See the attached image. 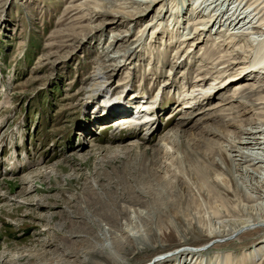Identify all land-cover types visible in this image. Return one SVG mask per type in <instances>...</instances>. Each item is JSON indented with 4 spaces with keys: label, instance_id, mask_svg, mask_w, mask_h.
I'll return each mask as SVG.
<instances>
[{
    "label": "rangeland",
    "instance_id": "rangeland-1",
    "mask_svg": "<svg viewBox=\"0 0 264 264\" xmlns=\"http://www.w3.org/2000/svg\"><path fill=\"white\" fill-rule=\"evenodd\" d=\"M263 1L252 31L264 32ZM194 2L0 0V264H157L158 253L184 240L195 250L208 244L193 264H238L237 254L264 242L262 225L213 246L264 221L259 173L236 177L242 189L217 202L201 184L231 185L224 153L237 155L238 139L247 146L246 129L264 130V62L253 61L254 38L219 28L225 17L192 39L191 18L225 8L192 13ZM101 51L113 68L127 66L98 94L121 81L122 92L152 96L160 108L143 112L151 121L119 129L95 121L83 86ZM254 81L251 92L243 88ZM100 96L94 103H104Z\"/></svg>",
    "mask_w": 264,
    "mask_h": 264
},
{
    "label": "bare ground",
    "instance_id": "bare-ground-1",
    "mask_svg": "<svg viewBox=\"0 0 264 264\" xmlns=\"http://www.w3.org/2000/svg\"><path fill=\"white\" fill-rule=\"evenodd\" d=\"M140 1H141V3H144L147 1V3H151V4L155 5L156 3L160 2L161 0H146V1L140 0ZM194 1H195L194 5H193L194 7H191L192 13L197 11V9L199 11L202 10L203 12H206L208 9H212V11H214L215 10L214 7L216 8V7H224L225 6V8L223 9V11L221 10L220 12L219 11L214 12V13L209 12L206 15L201 14L200 18L196 21H195L194 17L191 18V20H193V22L192 21L190 22L191 24H193V25L198 24V26H195V28L192 30V33H193L192 39L195 38L199 34V31L202 30L200 35L204 34L205 29L207 31L210 28L211 24L214 23V21L218 20L220 22V19H223V17H225L223 19L224 22H222L219 25V26H221L219 28H222L223 26H225V28H223L224 32L229 33V34H227V35H229V37H231L232 34L237 33L238 35L239 34L240 35L247 34V35H249L250 39L254 38V41H256V43L254 44L255 47L253 48V51L251 53L253 56V61L255 64L260 63V62H264V32H262V31L259 32V31H255V30L252 31V29H255L257 27L255 25V23H253L252 18L260 13V11H257L259 5L261 4L260 0H253V3H251V4L248 3V0H235V1H233V3H231V0H194ZM127 3H129V2H127ZM127 3H125V4H127ZM211 3H213V5H211ZM254 3H256V4L253 6ZM81 4H83V2H81ZM263 5H264V3H263ZM82 6H84V5H82ZM102 6L107 7V3L102 2ZM164 6H165V4H163L161 11H162ZM183 6H184V4L179 6L177 10L179 11L180 9H183L184 8ZM148 7L149 6H147V8ZM78 8L81 9V7H78ZM73 9H77V8H73ZM171 9H173V8H171ZM249 9H253V12H254L253 16L251 18H250V14L248 12ZM115 16H118V15L115 14ZM261 17H263V16H260V18ZM128 18H129V16H124V15L121 16L122 21H125ZM262 19L264 20V18H262ZM114 20H115V17L111 21H114ZM199 24L203 27H201ZM158 25H157V27H158ZM155 26H156V24H155ZM262 27H264V23H263ZM262 27H261V29H262ZM249 29H250V31H248ZM230 31H234V32H230ZM154 32H155V29H153L152 33H154ZM253 34H257L259 39L257 40V38L252 36ZM119 36L120 35L118 34L114 38L116 43L118 42L117 37H119ZM190 37L191 36L186 37L185 40L190 38ZM138 39H141V38H138ZM250 39H248V40H250ZM118 45L121 46L120 43ZM101 53H102V51L98 54L96 52L97 55L95 54V62H94L95 68L93 69L94 71H92V73L89 75V77H88L89 81L86 83L85 86H83V88L87 92V95H89V94L91 95L89 102L92 104L93 112L91 114L93 116H95V121H97L99 119H101V122L105 121V122L99 124L100 127H106L108 124H110V122L111 123L114 122L116 124L114 129H119V128H122V126L130 125L129 123L131 122V120L133 122H136L135 119H137V118H139L138 120H140V121L143 120L144 119V116H143L144 113H149L151 115V113L154 112V110H155L154 108H157V109L160 108L158 106L157 107L155 106L159 102L157 103L155 100H152V98H153L152 96L147 97V96H144L143 94H142L143 95L142 96L140 94H136L137 92L134 94L133 91H130V90H126V91L122 92L123 91V89H122L123 82H121V81H119L120 84H118L116 86L115 91L109 93L110 95L107 92H105L107 94L104 93L105 95L103 94L102 96H100V94H98V93L103 90V87H108L111 85L110 78H111L114 70H121L123 67L127 66L125 64L126 62H124L123 64L117 63V65H115L116 66V69H115V68H113V65H111V64L115 63V60L110 59L106 53L103 55ZM232 63H234V62H232ZM258 69H257V71H258ZM259 71H261V70L259 69ZM262 71H263V69H262ZM127 73H128V71H127ZM260 73H262V72H260ZM260 73L257 72L255 75H259ZM126 76H128L127 79L129 82L130 81L129 74H127ZM244 76H247V75H244ZM258 77H261V76H258ZM238 78L234 76L231 78L230 81L231 82L237 81ZM255 81L252 83L251 82L247 83V85H244L243 88L250 90L248 92H251V90H253L252 88H254L256 85ZM165 83H167V82H165ZM143 84H145L144 81H143ZM259 84H261V83H259ZM263 86L264 85H261L259 90L262 91V89H264ZM203 92H205V90ZM150 93H152V92H150ZM96 95H98V96H96ZM185 95H186V93H185ZM93 96H96L95 99L100 96L101 100L103 98L104 103L102 105H100L99 103H94L95 99H93ZM136 99H138V101H136L137 102L136 104H138L137 106H135V104H133V101L131 102V100H136ZM148 100H150V101H148ZM101 103H102V101H101ZM185 103H186V101H185ZM150 104H152L154 106H152ZM259 104H264V102H260ZM134 106L136 107V110H133V108H135ZM183 107H189V106L184 104ZM151 108H152V110H151ZM128 111L131 112L130 113L131 118L128 117V115H127ZM148 111H152V112H148ZM134 115H137V117L133 118ZM112 117H116V118L112 119ZM105 119H111V120L108 121ZM151 120L147 121V119H145L143 121L149 122ZM258 121L260 124H264V119H261ZM145 122H143L142 125H144ZM148 124H151V123H146V127L148 128V130H150L152 125L148 126ZM255 128H258V129L254 130L252 128H249V129H246V131L244 132V134H246V137H244L245 139L241 143L246 144L247 146L240 147L239 144L237 143L239 141V139L236 141V145L234 147L238 150L237 155L227 154V156H226L225 155L226 153H224V156L226 157L227 162H229V165H230L229 167L231 168L232 173H233L232 176H229V179H228L231 181V185L222 186V185L218 184L220 182H217V181L206 183L205 180L203 183H201L202 186H204V187L206 186L204 191H206V197L208 198V201L217 202L218 200L221 201L224 197L227 198V197H231L233 195H237L238 192L242 188H240V186L237 184L238 182H236V177H240V179L241 178L247 179L249 177V178H251V181H252L254 179L252 176L253 175L256 176L259 173L260 177L258 180V186L256 187V190L254 192L257 193L258 202L264 203V130H262V128L260 126H256ZM229 136H230V134H229ZM233 140H234V138L229 140L227 145L232 143ZM227 145H224V146H227ZM241 148L247 149L250 152H248L246 155H244V152ZM223 150H225V148ZM245 162H249V163H245ZM222 164L225 165V162L222 161ZM251 165L254 167L251 168ZM211 166H213L215 169L219 168V166L222 167V165L219 163L213 164ZM216 170H218V169H216ZM207 172L210 173L209 171H207ZM236 172H240V174H236ZM224 182H227V180ZM207 184H210V185L207 186ZM262 209L264 210V207ZM235 210L240 211V209H235ZM214 215H216V214H214ZM254 224H256V225L255 226H252L253 224L247 225L246 227H242L239 230V232H236V233L234 232V233L227 235L228 238L227 237L217 238V240L214 241V244L212 243L213 246L218 247V246H220L219 244L221 242L229 241L231 239L230 237H233L235 235H237V237H241L240 235H243L246 232L248 233V232L255 230V229L258 230V228H260L262 225H264V221L257 222ZM196 235H199V234H196ZM214 238L216 239V236ZM181 242L182 243L178 244L177 246L171 247V249H165V250H162L160 253H158L156 255V257H154L155 262L157 264H162V263H165L167 261H175V264L176 263L177 264H193V263H197L198 257L200 256L198 254L197 255L198 257L194 259V255H196V253H193V252H195V251L204 252V251L208 250V244H206L204 247L201 246L200 248L195 250L191 246L188 247L187 243H183V242H185V240L181 241ZM237 255L238 256L236 258L241 259V261L238 264H262V259L264 258V242H262L261 244H258L255 247V249H253L250 252H243L242 251V253L237 254ZM184 256H186V257L188 256V259L186 258V260H185ZM225 258H226L225 260H227V257H225ZM234 259H235V257H234ZM234 259H233V257H231V259H229L225 264H237V262H235ZM100 264H102V263H100ZM105 264H119V263H118V261L111 258L107 262L105 261ZM211 264H213V263L211 262Z\"/></svg>",
    "mask_w": 264,
    "mask_h": 264
}]
</instances>
